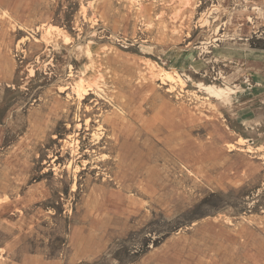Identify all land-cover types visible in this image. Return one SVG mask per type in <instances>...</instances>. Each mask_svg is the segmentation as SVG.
I'll return each mask as SVG.
<instances>
[{"label": "rangeland", "instance_id": "rangeland-1", "mask_svg": "<svg viewBox=\"0 0 264 264\" xmlns=\"http://www.w3.org/2000/svg\"><path fill=\"white\" fill-rule=\"evenodd\" d=\"M0 264H264V0H0Z\"/></svg>", "mask_w": 264, "mask_h": 264}, {"label": "bare ground", "instance_id": "bare-ground-1", "mask_svg": "<svg viewBox=\"0 0 264 264\" xmlns=\"http://www.w3.org/2000/svg\"><path fill=\"white\" fill-rule=\"evenodd\" d=\"M169 78H171V75H169ZM203 88L214 94L220 93V90L216 89V87L214 86H203ZM77 91H78L79 96H81L82 98H86L85 95H88L91 93L87 89L82 88L81 86L78 87ZM81 124H78V125L80 126ZM115 140H116L117 145H119V148L121 149V158L119 161V164L121 167H124L127 165L128 158L131 155H133L137 159H140L143 156L144 154L143 149L140 147L138 138L135 135H130L129 137L123 140L120 137H117ZM129 166L133 167L135 171L137 170L136 165L131 164ZM246 244H249V243L248 242L244 243V247H246ZM257 248L261 249L260 247H257ZM237 257H238V261H240L239 259L240 256L238 254H237Z\"/></svg>", "mask_w": 264, "mask_h": 264}]
</instances>
